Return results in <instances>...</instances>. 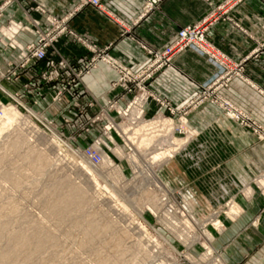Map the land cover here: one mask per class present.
<instances>
[{"label":"rangeland","instance_id":"obj_1","mask_svg":"<svg viewBox=\"0 0 264 264\" xmlns=\"http://www.w3.org/2000/svg\"><path fill=\"white\" fill-rule=\"evenodd\" d=\"M12 1L0 2V205L10 199L19 207L5 233L21 231L25 226L22 216L27 223L41 225L38 237L43 247L24 264H228L226 242L219 243L225 239L226 226L242 212L235 197L250 198L253 190H239L233 181L216 184L211 179L216 174L210 176L205 143L188 118L193 104L207 100L260 140H264V126L251 118L241 119L242 114L218 93L228 87L232 77L240 76L242 65L230 67L227 63L221 68L213 61L216 54L206 38V23L213 13L179 28L160 48L133 37L147 59L127 64L109 54V45L100 50L89 46L68 27L69 18L85 5L103 10L101 0H77L74 12L63 17L47 14L44 25L32 20V27L15 19L1 21ZM147 1H143L135 23L162 2L157 1L147 12ZM240 1L223 0L218 8L224 10ZM199 22L204 46L210 52L206 55L217 71L200 86L199 94L177 107L147 87L165 68L172 67L176 54L186 49L205 54L188 43L181 50L177 43L184 28ZM13 25L21 27L13 33ZM20 32L31 39L22 42L16 38ZM65 35L86 48L79 57L83 60L63 52ZM99 62L116 73L105 99L103 94L97 96L83 88V79ZM216 77L226 83L219 87L220 81L216 86ZM139 98L144 105L132 111L130 106ZM140 109L145 120L161 116L172 122L169 133L163 128L145 147L130 138L144 134L132 132L133 126H129L132 113ZM117 147L121 154L115 151ZM175 147L177 152L169 157L167 153ZM131 152L135 158L128 156ZM103 153L109 157L107 165ZM36 162L42 163L37 169L33 168ZM149 171H156L157 184L143 178L149 177ZM227 184L229 188H224ZM75 185L82 190L80 199L57 200L61 191ZM153 186L157 188L154 199L143 197L146 187ZM55 202L58 209L53 208ZM89 222L105 227V231H89L94 233L80 246ZM116 239L122 242L119 255L114 253ZM209 245L212 254L206 250ZM2 248L8 246L0 236ZM19 251L20 256L27 253L23 248Z\"/></svg>","mask_w":264,"mask_h":264},{"label":"crops","instance_id":"obj_2","mask_svg":"<svg viewBox=\"0 0 264 264\" xmlns=\"http://www.w3.org/2000/svg\"><path fill=\"white\" fill-rule=\"evenodd\" d=\"M143 1L101 0L103 10L85 5L75 11L77 0H14L8 4L1 21L15 19L32 27V20L44 25L47 14L63 17L75 11L67 22L68 27L87 45L99 50L109 45L108 52L116 60L138 64L147 59V54L133 37L160 48L179 28L213 13L206 23V38L212 52L230 67L240 62L242 65L240 76L232 77L228 87L218 93L242 114L241 119L251 118L264 126V0H241L225 6L224 10L218 8L223 0H162L157 9L135 23ZM16 38L22 42L31 39L29 34L21 32ZM84 48L68 35L63 38V52L67 55L79 58ZM216 71L209 56L186 49L174 56L172 67L165 68L147 89L180 107L199 94L200 86ZM115 76L109 66L99 62L83 79V88L97 96L103 94L104 98ZM193 105L189 124L205 143L210 176L216 174L211 179L216 184L233 181L240 186L239 190L249 187L253 190L250 198L235 197L242 212L226 226L225 239L219 243L226 242V261L263 264L264 140L238 120L224 116L217 104L202 100ZM261 177L260 183L257 182Z\"/></svg>","mask_w":264,"mask_h":264},{"label":"bare ground","instance_id":"obj_3","mask_svg":"<svg viewBox=\"0 0 264 264\" xmlns=\"http://www.w3.org/2000/svg\"><path fill=\"white\" fill-rule=\"evenodd\" d=\"M13 27H15V29L13 30V33H15V32H17L19 30V28L21 27V25H13ZM115 61H116L115 59L112 60V62H115ZM213 61L214 62H217L221 67L227 65V63L224 60L217 59V57L215 59H213ZM142 105H144V100H142V98H139L130 107H131L132 111H134V110H137ZM127 112H128V110H127ZM127 112L122 111V113H124V115L127 114ZM131 113L132 112H130V114ZM142 113H143V110H141L139 112H137V111L133 112L132 113V116L133 117L131 116V118H129L131 120L129 126H133V129L131 128L132 129V132H134L135 130L136 131L139 130V132L143 131L144 134L142 133L143 135H140V137H138L137 136V133L135 132L136 133L135 134V137H130V138L133 141H136L137 146H144L145 147V146H149L150 143H152L151 141H153L155 137L160 136L159 134H160V132L162 131L163 128H168L164 132L165 133H169V131H170L169 126L172 124V122H169L167 118H164V117H161V116L155 118L154 120H145L144 118H142ZM232 114L235 116L237 113H232ZM139 126H141V127H139ZM115 151L116 152H119V154L122 153L118 147H117V149H115ZM176 152H177V149L175 147V148L172 149L171 153L168 152L167 155L169 157L170 156H174V154ZM98 155H99V153H98ZM99 156H101V155H99ZM128 156L135 158V154L133 152H131L130 154H128ZM156 156H158V154ZM102 158L104 159V162L106 163V165L109 164V157L105 153H103V157ZM95 164H97V163H95ZM41 165H42V163L36 162V163H34L33 168L37 169ZM151 172H153V173L150 174V171L148 172L149 177L143 176V178L145 180H148V181H151L152 183H156L157 184L159 182V180L157 178L156 171H155V173H154V171H151ZM156 190H157V188H155L154 186H153V188L152 187L151 188L150 187H146V190L143 193V197L151 200L153 197H155ZM247 190H248V188H247ZM81 195H82V190L80 189V187H78L77 185H75V186H71L70 188L61 191L58 194V199L57 200L59 202H61V200L62 201H71V200L74 201V200L80 199L81 198ZM162 197H164V196L162 195ZM57 202H55L53 204V208L54 209H58V208L55 207V205L57 204ZM162 202H164V201H162ZM231 205L234 206V202ZM149 206L151 207V205H149ZM151 210H153V209H151ZM18 212H19V207L17 205V201H15V200H10L9 199L8 201H4V203L0 205V236H1V238L3 237V241H5L6 245L8 246V248H6V249H4V248L0 249V264H6V263L8 264V263H12L13 261L16 262L17 264H24L30 256L33 257L37 253V251H39L43 247V240L38 237V235L41 234V232H40L41 231L40 230L41 225L40 224H34V222L32 223L31 221H30L31 223L30 222L27 223V221L23 218L24 216H22V221L24 222V225L25 226L23 227V229L21 231L12 229L10 232L5 233V228L10 223V218L12 216L15 217L18 214ZM182 213L186 215V213H184V211ZM186 217H188V216H186ZM185 220H186V218H185ZM187 220H189V219H187ZM174 221L172 220V222H174ZM213 221H216V220H213ZM190 222H192V221H190ZM193 222H194V220H193ZM183 223H185V225L188 224V222L186 223V221H184ZM192 223H189V224L191 225ZM177 225H179V223ZM169 226L170 225L168 224V227ZM190 228H189V230H190ZM93 230L94 231H97V232H104L105 231V227H98V225H95V223H92V222L90 223L89 222L88 226L84 230L85 235L82 234V236L84 235L85 237H84V239H81L80 240V242H79V245L80 246H82V244L86 245V242L88 241V234L90 233V235H92L94 233V232H89V231H93ZM26 231H28V232H26ZM188 233H189V231L187 232V234ZM191 235H192V233H191ZM193 235H195V234H193ZM207 235L210 238L211 235H209V234H207ZM191 237H193V236H191ZM203 237H204V235H203ZM197 242H196V244H197ZM121 246H122L121 239H116V247H115V251L116 252H114L115 255H119L122 252L121 251V249H122ZM22 248L25 251H27V253L25 255L22 254V256H20L21 253H20L19 250L22 249ZM206 250L208 251V253H211L212 252V247H210V245H209ZM70 262L68 264H75L74 261H72L71 263Z\"/></svg>","mask_w":264,"mask_h":264},{"label":"built area","instance_id":"obj_4","mask_svg":"<svg viewBox=\"0 0 264 264\" xmlns=\"http://www.w3.org/2000/svg\"><path fill=\"white\" fill-rule=\"evenodd\" d=\"M157 1H159V0H148L147 1L148 3L145 7V11L148 12L149 10L154 8L153 5ZM94 3H96V2H94ZM201 29H202V22H199L198 24H195L193 26H187L186 28H184V30H182L180 32V35L178 36L177 43H178L179 47H181V50L184 48L182 46H185L184 44L188 43V44H191L194 48L201 50L202 52H204L206 54L209 52L207 47L204 46L205 45L204 44L205 39H204L203 31H201ZM209 55H210V52H209ZM113 63H116V62H113ZM224 67H227V65H225L221 68H224ZM220 81L222 82V85H220V87H222L226 83V81L223 82V80H221L220 77H216L214 79V83L218 82L216 84V86L219 85Z\"/></svg>","mask_w":264,"mask_h":264}]
</instances>
